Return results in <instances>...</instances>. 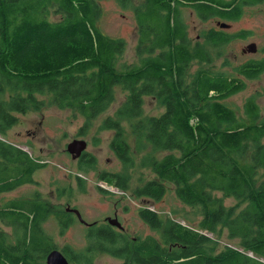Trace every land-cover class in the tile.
Returning <instances> with one entry per match:
<instances>
[{
	"label": "trees",
	"instance_id": "1",
	"mask_svg": "<svg viewBox=\"0 0 264 264\" xmlns=\"http://www.w3.org/2000/svg\"><path fill=\"white\" fill-rule=\"evenodd\" d=\"M101 1L0 0V133L18 122L17 114L41 110L43 96L50 98L49 105L95 119L112 105L121 85L126 99L103 128L116 131L111 148L124 168L100 174L127 191L140 154L141 166L155 177L135 190L137 197L159 201L173 185L184 204L201 209L200 228L216 234L226 229L244 250L225 246L215 252V240L207 234L143 207L140 217L160 232V239H130L109 227H90L89 237L98 243L77 253L66 246V254L79 264H93L101 253L125 264H264V179L259 178L264 114L256 96L248 97L242 110L227 102L246 89L247 80L264 73V58L236 66V74L206 68L216 49L246 37L247 31L210 29L202 43L194 42L183 14L184 7H191L203 19L236 20L245 5L264 0H116L133 10L138 29L139 63L121 70L117 64L126 39L100 28ZM195 62L199 66L192 69ZM150 95L165 111L142 118ZM133 119H140L132 124L135 150L123 130V121ZM0 158L6 161L0 162V172L11 179L12 189L33 182L34 172L44 165L1 139ZM78 164L88 172L97 159L85 152ZM78 178L82 186L84 179ZM226 197L247 205L237 211L239 206L225 204ZM50 207L36 198H16L0 209V218L16 233L13 241L0 233V264H41L39 253L52 247L41 225ZM58 213L70 222L63 209Z\"/></svg>",
	"mask_w": 264,
	"mask_h": 264
},
{
	"label": "rangeland",
	"instance_id": "2",
	"mask_svg": "<svg viewBox=\"0 0 264 264\" xmlns=\"http://www.w3.org/2000/svg\"><path fill=\"white\" fill-rule=\"evenodd\" d=\"M100 4L102 16L99 25L102 31L109 36L126 39V49L117 64L118 69L121 70L129 65L139 63L136 54L138 29L133 10L123 9L116 0H102ZM183 14L188 24L189 36L194 42L200 41L202 43L205 34L211 28H218L220 22L230 24V27L227 28L228 33L247 31L245 38H234L220 50L216 49L214 60L204 64L206 68L216 71L223 69L236 74L234 72L236 66L250 59L264 57V1L245 5L243 14L236 20H225L217 16L203 19L191 7H184ZM253 42L257 44V51L246 50ZM218 52H220V56L216 55ZM198 66L195 62L192 69H196ZM246 82V89L227 99V102L237 110H242L246 99L250 96H256L264 114V73L260 77ZM126 96L127 92L123 87L117 86L115 101L105 112L92 120L72 109H60L55 105H49L50 98L48 96L42 97L45 105L41 110H30L26 114H17L18 122L8 130L7 134L0 136L10 144L23 148L33 159L44 165L34 172L33 182L6 194V198L0 199V205L9 198H34L39 191L52 204H60V209H65L68 204L71 207H76L83 217L90 222L95 220L98 222L106 221L107 216L114 217L115 211L118 212L122 225L125 227V234L130 239L147 236L160 239V232L152 229L139 215L140 208L147 207L164 217H171L207 234L215 240V252L221 251L225 246L241 249L239 239L230 238L226 229L216 234L200 228L201 209L184 204L176 196L173 185L170 186V191L159 201L149 197H137L135 190L147 180L155 177L150 168L141 166V155L138 153L136 154L135 165L130 169V188L126 192L110 187L116 194L115 198L110 199L98 189L97 185L101 182L97 176L101 171L116 172L122 171L124 168L111 148L116 131L103 128V123L108 117L115 114ZM164 111L165 106L157 98L150 95L145 98L142 118L159 116ZM139 120L123 121L124 137L132 150H135L137 146L132 124L139 122ZM74 139H85L88 142L86 151L93 154L97 159L95 169L85 172L79 168L78 158H74L67 150L68 144ZM163 154L164 152H157V156ZM77 175L87 181V190L80 187L76 179ZM259 178L260 180L264 179L263 169L259 171ZM104 186L106 185L104 184ZM218 195L221 196L222 194L219 193ZM116 198L117 209L115 206ZM224 201L227 206H239L237 211L247 205V201H240L233 197H226ZM45 229L54 238L56 246L60 249L68 246L81 251L85 250L88 244L86 240L88 228L81 224L78 219L74 221L72 226L63 231H61L57 221L52 219L45 223ZM1 232H5L11 241L16 238L13 226L0 218ZM246 252L253 254L251 251ZM94 264H123V262L108 253H101L95 258Z\"/></svg>",
	"mask_w": 264,
	"mask_h": 264
},
{
	"label": "flooded vegetation",
	"instance_id": "3",
	"mask_svg": "<svg viewBox=\"0 0 264 264\" xmlns=\"http://www.w3.org/2000/svg\"><path fill=\"white\" fill-rule=\"evenodd\" d=\"M227 28L228 27H222V26H219L218 28H211V29H215V30H224L225 32H227L228 33V31H227ZM241 32V31H240ZM241 38H243V37H241ZM245 38V37H244ZM246 49V48H245ZM264 57H262V58H256V59H263ZM250 60H252V59H250ZM249 61V60H248ZM247 62V61H246ZM10 130V129H9ZM7 133H8V131H7ZM6 133V134H7ZM2 133H0V135H1ZM0 139L1 140H3V141H5L4 139H2V137L0 136ZM6 143H9V142H7V141H5ZM10 144V143H9ZM85 152H87V151H84L83 153H82V155L85 153ZM114 152V151H113ZM82 155L78 158V160L82 157ZM4 160H2V158H0V162H3ZM4 162H6V161H4ZM104 171H107V172H113V171H109V170H104ZM102 172V171H101ZM97 178H98V180L101 182V184H98L97 185V187H98V189L106 196V197H108V198H115L116 197V194H115V192H113L112 190H111V188L110 187H115V188H118V189H120L118 186H116V185H114V184H112V183H110L109 182V180L105 177V176H103V175H101V174H99L98 176H97ZM76 179H77V182H79V184L81 183V180L78 178V175H77V177H76ZM11 181V179H9V178H6V174H5V172H0V199H4V198H6V194H8V193H11L12 191H15V190H17V189H19V188H21V187H23V186H25V185H28L29 184V182H24V183H22L21 185H19V186H17L15 189H12L10 186H8V185H10L9 184V182ZM99 182V183H100ZM83 185L81 186V184H80V187L81 188H84V189H88L87 188V181L86 180H83ZM104 184L106 185V186H104ZM2 185H4V187H1ZM6 188H8V189H6ZM120 190H122V189H120ZM122 191H124V190H122ZM126 192V191H125ZM20 198H22V197H20ZM37 199L39 202L41 201V203H46V205L47 204H49L51 207H50V209H49V216L43 221V222H41V225H42V228H43V230L45 231V233L49 236V239H51L50 240V242L52 243V247H49L48 249L46 248V250L45 251H42L41 253H39V255H38V258H39V262L41 263V264H48V257H49V255L53 252V251H55V250H59V251H61L64 255H65V257L68 259V261H69V264H79V262H78V259H73L72 258V256H69L68 254H66V252H65V247L66 246H64V247H62L61 249L58 247V246H56V243H55V240H54V238L51 236V235H49L48 234V232L46 231V229H45V223L47 222V221H49V220H52V219H54V220H56L57 221V223H58V225H59V227H60V229H61V231H63V230H65V229H68L70 226H72L73 225V223H74V221H76V219H78V221H80L81 222V224H83V225H85L86 226V228H88L87 229V231H86V240H87V246L88 245H91L92 244V242H94V240L92 239V238H90L89 237V228L90 227H96V228H103V227H109L111 230H115V231H119V232H122V233H125V227L122 225V222H121V220H120V217H119V214H118V212H116L115 211V213L113 214L114 215V217H112V216H107L105 219H106V221H103V222H98V221H94V222H90V221H87L88 219H86V218H84L83 217V215H82V213L80 212V210H79V212L81 213V215H82V218H83V220L78 216V214L76 213V207H71L69 204L66 206V208L65 209H63V211L66 213V215H68V219L70 220V222H68V220L67 219H63V218H61L62 217V214H60V213H58L59 211H62V209H60V204H52L48 199H45L43 196H42V194L38 191L37 193H36V196L34 197V198H31V199ZM13 199L12 198H9V199H7V200H5L4 201V203L3 204H1L0 205V208H1V210L3 209V208H5L6 206H7V204L9 203V202H11ZM116 200V202H117V198L115 199ZM115 202V206H116V209L118 208V202L116 203ZM141 209V208H140ZM78 210V209H77ZM139 215H140V210H139ZM143 220V219H142ZM113 221V222H112ZM144 221V220H143ZM147 223V222H146ZM148 224V223H147ZM149 225V224H148ZM134 238H136V237H133V239ZM94 243H98V242H94ZM86 246V247H87ZM86 247H85V249H86ZM74 251H75V253H77V252H80V251H78V250H76L75 248H72ZM84 250V249H83ZM82 251V250H81ZM85 258L87 257V256H84ZM116 258V257H115ZM117 259H119V260H121L122 262H123V264H125V261H124V259H121V258H117ZM85 264H87V261H85ZM93 264H94V262H93ZM130 264H132V263H130Z\"/></svg>",
	"mask_w": 264,
	"mask_h": 264
},
{
	"label": "water",
	"instance_id": "4",
	"mask_svg": "<svg viewBox=\"0 0 264 264\" xmlns=\"http://www.w3.org/2000/svg\"><path fill=\"white\" fill-rule=\"evenodd\" d=\"M220 26L222 27H230V24L225 22H220ZM258 49L256 43H251L248 46V49L252 52H256ZM88 142L85 139H74L72 142H70L67 146V150L73 155L74 158H79L84 151L87 150ZM78 216L83 220L81 213L79 210H75ZM113 222V221H112ZM48 264H69L68 259L65 257V255L59 251L55 250L53 251L49 257H48ZM132 264H143V263H132Z\"/></svg>",
	"mask_w": 264,
	"mask_h": 264
}]
</instances>
